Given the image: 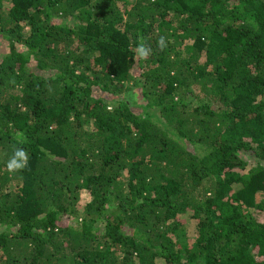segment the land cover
<instances>
[{"label": "trees", "instance_id": "obj_1", "mask_svg": "<svg viewBox=\"0 0 264 264\" xmlns=\"http://www.w3.org/2000/svg\"><path fill=\"white\" fill-rule=\"evenodd\" d=\"M0 44V264H264V0H0Z\"/></svg>", "mask_w": 264, "mask_h": 264}, {"label": "clouds", "instance_id": "obj_2", "mask_svg": "<svg viewBox=\"0 0 264 264\" xmlns=\"http://www.w3.org/2000/svg\"><path fill=\"white\" fill-rule=\"evenodd\" d=\"M157 47L160 50H164L167 47L166 39L163 36L158 40ZM151 53V47L146 43L141 42L137 45L135 56L142 60H147ZM28 162V152L24 148L17 147L14 148L12 155L7 160L6 167L10 173L15 174L26 169L28 167Z\"/></svg>", "mask_w": 264, "mask_h": 264}, {"label": "rangeland", "instance_id": "obj_3", "mask_svg": "<svg viewBox=\"0 0 264 264\" xmlns=\"http://www.w3.org/2000/svg\"><path fill=\"white\" fill-rule=\"evenodd\" d=\"M1 46H2V44H0V47H1ZM85 198H87V197H85ZM191 226H192L191 228L193 229V228H194V223H193Z\"/></svg>", "mask_w": 264, "mask_h": 264}]
</instances>
